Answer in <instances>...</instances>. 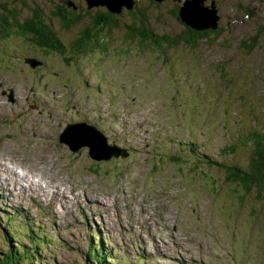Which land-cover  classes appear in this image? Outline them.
<instances>
[{
	"label": "rangeland",
	"instance_id": "obj_1",
	"mask_svg": "<svg viewBox=\"0 0 264 264\" xmlns=\"http://www.w3.org/2000/svg\"><path fill=\"white\" fill-rule=\"evenodd\" d=\"M76 1L91 8L85 0ZM150 1L137 0L139 6L153 11V31L173 38L183 35L185 26L170 11L185 0ZM1 4L26 15L39 4L48 24L59 5L58 0L24 4L0 0V11ZM203 5L206 22L218 17V32L209 33L193 49L163 44L161 53L138 47L137 40H129L122 30L120 21L132 18L121 3L115 13L120 28L101 32L113 40V46L98 54L103 57L84 60L81 67L56 53L41 55L8 42L0 45V59L4 56L5 63L8 57L15 65L10 71L0 60V74L17 86H13L16 100L17 91L21 103L27 94L26 104L35 100L46 114H53L58 131L85 118L100 125L110 140L133 149L128 159L91 169L87 149L79 152V134L73 158L58 146L40 152V142L33 139L16 149L19 137L0 138L1 155L22 168H34L38 176L24 186L0 174V250L16 240L30 247L26 229L20 227L22 214L52 238L33 242L39 244L32 247L33 264L96 262L89 261L96 230L105 240L100 247L104 264H138V256L145 264H264V203L254 194L222 188L215 166L200 160L206 155L216 161H246L251 147L240 145V139L251 129L264 132V0H203ZM69 12L63 13L69 16ZM88 23V18H81L75 26L56 21L53 26L68 42ZM116 53L120 55H110ZM31 55L44 56L45 67L40 70L42 66L27 57ZM0 111L18 115L21 109L3 95ZM0 120V130L15 129L1 114ZM31 120L39 123L38 128L45 124L38 117ZM229 143L238 145L237 157L219 154ZM174 156L193 158L218 182L202 183L206 177L180 170L169 161ZM9 165L33 179V172ZM11 175L16 180L15 173ZM9 215L13 217L7 222ZM8 225L14 226V232Z\"/></svg>",
	"mask_w": 264,
	"mask_h": 264
},
{
	"label": "trees",
	"instance_id": "obj_2",
	"mask_svg": "<svg viewBox=\"0 0 264 264\" xmlns=\"http://www.w3.org/2000/svg\"><path fill=\"white\" fill-rule=\"evenodd\" d=\"M152 1L159 3L157 0ZM4 6L1 5L2 9L0 11V45L3 46L4 42H8L18 48L31 49L33 52L41 55L43 53L48 56L59 54L66 62L76 64L75 67H81V63H84L86 59L92 58L95 60L103 57V55L98 54L109 52L108 49L113 46V40H110L111 38L108 35H104L101 32L120 28L117 22L118 18L115 17V13L117 12L110 11L105 4H98L101 8L88 15L89 23L79 31L77 37L70 38L66 42L55 32V27L51 20H49L50 24L44 21V14H41V9L38 6L28 7L31 12V17H28L30 14H22L16 9L6 8ZM181 6L182 4L175 5L170 11L171 15L178 20H180L179 11ZM71 9L74 12L73 8ZM126 9H129L127 14L132 18L131 22L120 21L125 26L122 30L125 31L126 38L129 40H137L135 44L138 47L142 46L154 49L161 53L164 52L162 48L163 44L168 48H177L179 44H184L188 48L193 49L196 47L198 41L208 36L209 33L218 32V28L197 30L182 22L185 26L184 34L180 37L173 38L168 33L154 32L151 27L150 16H147L144 11L135 14L132 13L133 6L129 8L126 6ZM246 11L249 12L248 10ZM55 14L61 17L62 20L59 21H62V25L65 27L81 19L77 15L67 17L62 13ZM129 51H132V49L129 48ZM3 53L7 56L5 50ZM110 55L117 57L120 54ZM0 60L8 70H13L15 67L14 62L12 64V60H8V57L5 59V63L4 56ZM10 62L11 64H9ZM63 85L68 86L67 83H63ZM213 100H217V98ZM225 113L222 112L224 115ZM240 141L242 142L240 145L251 147L250 155L246 161L244 159L237 162L230 160L216 161L204 155V159H200L201 163L208 166H215L218 170L215 171V174H219L222 188L225 186L232 189L236 188L237 193H244V195L248 196L254 194L257 201L264 203V132L257 128L251 129L246 132ZM237 149L238 145L235 143L225 144L219 149V154L237 157ZM169 161L175 164L180 170L187 169L194 176L206 177L202 183L208 181L213 185V180L218 182L215 174H211L207 170L197 167L193 158L174 156ZM240 200L243 202L244 197L240 196ZM7 240H9L8 236H6ZM31 256L32 250L22 245L20 241L16 240L13 245L7 242L5 248L0 250V264H33ZM102 259L103 257L101 255L95 254L92 250L89 252V261L93 262V260H97L90 264H104L105 261ZM84 264L87 263L84 261Z\"/></svg>",
	"mask_w": 264,
	"mask_h": 264
},
{
	"label": "water",
	"instance_id": "obj_3",
	"mask_svg": "<svg viewBox=\"0 0 264 264\" xmlns=\"http://www.w3.org/2000/svg\"><path fill=\"white\" fill-rule=\"evenodd\" d=\"M89 4L88 6L91 7L92 5H98V4H105L108 6L109 10L112 12H120V3L121 5H125L128 8L132 7V1L131 0H121L119 2L118 6H113L116 2V0H86ZM162 1V0H157ZM114 8H113V7ZM211 6L213 7L212 12L215 14L214 10V4L212 3ZM191 10H195V12H191ZM204 10H207V7L203 5V0H185L184 4L181 6L179 11L180 21L184 24L197 29H205V28H212L216 29L218 26V17L216 16V20L214 19L213 22L209 23L206 22L205 19L208 17V15L205 13Z\"/></svg>",
	"mask_w": 264,
	"mask_h": 264
},
{
	"label": "flooded vegetation",
	"instance_id": "obj_4",
	"mask_svg": "<svg viewBox=\"0 0 264 264\" xmlns=\"http://www.w3.org/2000/svg\"><path fill=\"white\" fill-rule=\"evenodd\" d=\"M12 1L15 2V3H22V4H24L26 0H12ZM131 1H132V6H133L132 13L137 14L140 11H144L147 14V16H151L153 14V11L148 10V9H146L144 7L139 6L137 0H131ZM148 2L152 4V2L150 0H147V3ZM58 4L59 5H57V7H56L57 13H62L63 15H65L63 12H65V11H67V9H69L70 10V12H69L70 15L69 16L66 15L67 17H72L74 15H77V16H79V18H83V19L84 18H88V15L91 13L90 9H95V11H98V9L101 8L99 6H96V7H91L90 9H88L86 7V9H85L84 6H83V4L82 3H78L76 0H58ZM1 5L4 6L5 4H1ZM36 6H38V8L41 9V14L43 13L45 15V13L43 11V8L39 4H37ZM36 6H33V7H36ZM5 7L7 8L8 6L5 5ZM71 8H73L74 12L72 11ZM125 10H126V13H128L127 11H129V9H125ZM123 12H124V10H123ZM54 15H52L50 17V19H49V20H51L52 24L54 25V23L56 21V23H58L59 25L61 24V26H63L62 25V21H59V20H62L61 17L58 16L57 14H55V13H54ZM28 17H31V14L28 15ZM88 20H89V18H88ZM77 22L78 21L76 20L75 23H77ZM69 26H75V25H74V23H72Z\"/></svg>",
	"mask_w": 264,
	"mask_h": 264
},
{
	"label": "bare ground",
	"instance_id": "obj_5",
	"mask_svg": "<svg viewBox=\"0 0 264 264\" xmlns=\"http://www.w3.org/2000/svg\"><path fill=\"white\" fill-rule=\"evenodd\" d=\"M86 1V0H85ZM163 1H165V0H163ZM162 1V2H163ZM123 6V5H122ZM91 7H94V6H91ZM87 138L88 139H91L92 138V136L90 135V134H87ZM1 164H0V170H1V167L3 166V165H5V162H0ZM5 169H7L9 172H10V174H11V172H13V173H15V177H16V180L15 181H17V183H19V184H21V183H23L26 179H28V177H27V175H19V174H17L15 171H14V169H12L11 168V166L10 165H5ZM20 169V168H19ZM14 177V178H15ZM5 186V185H4ZM9 188H11V187H9Z\"/></svg>",
	"mask_w": 264,
	"mask_h": 264
}]
</instances>
